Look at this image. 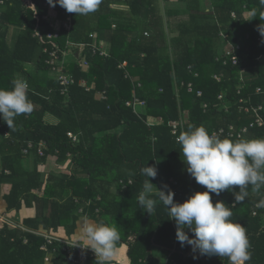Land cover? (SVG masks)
<instances>
[{
	"label": "trees",
	"instance_id": "trees-1",
	"mask_svg": "<svg viewBox=\"0 0 264 264\" xmlns=\"http://www.w3.org/2000/svg\"><path fill=\"white\" fill-rule=\"evenodd\" d=\"M31 1L35 12L28 8L27 1L5 0L0 15V89L11 90L13 80L24 79L33 104L32 112L18 115L11 129L0 119V188L10 185L8 194L2 197L7 211L39 207L35 219L23 221V226L33 231L42 225L51 230L63 227L72 233L79 209L94 220L100 218L109 225L116 222L124 235L119 244L127 242L132 264H165L149 255L147 250L152 247L166 254L174 250L175 264H227L225 257L203 261L198 252L194 259L191 247L181 246L176 239L175 221L168 216L159 194H149L157 201L151 216L138 206L146 179L140 169L156 165L159 160L186 167L181 146L168 127L182 111H187L190 118L183 131L190 125H203L212 134L230 125H248L249 115L241 111L239 99L248 98V106L264 105V94L255 93L257 87L264 88V37L257 30L264 23L260 0H178L187 5L184 13L161 10V3L170 0H99L96 11L87 15L66 11L71 30H62L59 39L53 41L45 39L51 31L47 28L42 38L33 37L39 26H46L41 17L46 14L42 3L47 0ZM113 4L126 6L128 11L111 9ZM62 10L58 5L59 18ZM245 11L255 14L245 21ZM11 26L21 28L12 45L8 38ZM93 32L98 42L108 44L106 58L91 54L88 45L93 42L89 37ZM221 32L228 34V42L240 46L236 66L222 65L227 49ZM169 34L175 35L170 38ZM67 43L87 45L84 58L88 66L83 68L78 61L65 64L64 70L73 75L74 83L63 88L50 75L45 64L47 55L42 50L57 46L61 58L62 52L69 51ZM241 69H245L243 89L239 88ZM214 74L222 76L220 83L213 80ZM82 80L94 87L87 92L80 85ZM189 83L192 92L187 91ZM197 91L202 92L201 97H197ZM100 93L105 99L99 97ZM220 93L233 101L228 113L218 108L216 97ZM133 95L146 102V115L161 117L163 125L147 128L142 120L146 116L126 106ZM203 103L209 106L205 111ZM47 116L55 117L57 123L46 122ZM67 133L76 135L77 141H71ZM242 138H264V130L252 129ZM43 143L47 147L39 156L38 146ZM28 144L33 147L24 155ZM145 148H150L151 155L143 154ZM67 156L71 169L59 168L46 174L39 170L40 165L51 166L52 161L57 165ZM29 161L32 167L26 166ZM55 171L58 175L52 173ZM163 179L150 178V182L157 187ZM167 186L176 193L174 202L181 204L194 193L207 191L193 177L179 192L171 183ZM233 188L239 191L238 186ZM246 190L249 194L239 204L232 191L210 195L214 206L222 201L232 207L231 219L246 229L252 254L246 264H264V210L256 217L251 214L261 197L251 185ZM43 246L46 251L41 250ZM62 247L58 242L47 245L44 238L28 231L7 225L0 229V264H41L46 252L53 254L48 264H65ZM86 261L95 264L91 255Z\"/></svg>",
	"mask_w": 264,
	"mask_h": 264
},
{
	"label": "clouds",
	"instance_id": "clouds-1",
	"mask_svg": "<svg viewBox=\"0 0 264 264\" xmlns=\"http://www.w3.org/2000/svg\"><path fill=\"white\" fill-rule=\"evenodd\" d=\"M47 3L52 7L58 4L68 13L87 15L96 11L99 0H55V3L47 0ZM260 4L264 6V0H260ZM261 20H264V11ZM257 30L264 37V23L258 25ZM28 87L26 80L15 79L11 90L0 89V119L10 129L18 115L30 114L33 110L27 96ZM177 143L181 146L187 173L207 189L194 193L182 204L174 202V193L167 185L157 190L159 200L177 226V241L182 247H191L194 259L198 258L195 255L198 252L199 256L226 257L229 264H246L252 257L246 229L231 219L232 207L222 201H217L214 206L210 194L232 191L235 203L239 204L248 196L246 189L249 185L254 192L264 186V138L221 139L210 134L203 125H190L177 136ZM157 171L155 165L140 169L146 179L138 196V206L149 216L156 210L157 201L149 194L155 187L150 178L155 179ZM233 186H238L239 191ZM256 206L264 207V200ZM74 236L75 247L94 253L95 264H110L117 255L120 233L116 226L100 218H83Z\"/></svg>",
	"mask_w": 264,
	"mask_h": 264
},
{
	"label": "built area",
	"instance_id": "built-area-1",
	"mask_svg": "<svg viewBox=\"0 0 264 264\" xmlns=\"http://www.w3.org/2000/svg\"><path fill=\"white\" fill-rule=\"evenodd\" d=\"M5 0H1L0 1V5L4 4ZM55 3V0H54ZM57 6L58 4H56L55 7L50 6L47 2L44 3V7L47 9V14L41 17V20L44 21L46 23V26H39L36 30L35 33V37H39L42 38V33L43 31L47 29L51 30L48 31L45 34V39L48 41H53V40H57L59 39L60 33L62 30H65L66 32H69L71 30V18L70 15L67 14L66 10H62L60 12L62 18H59L58 16V11H57ZM232 17H234V15H232ZM145 35H147L145 33ZM223 37L225 39H227V35L223 34ZM90 39H92V43L91 45H88L91 51L92 55H100V56H107V54L102 50L100 43H97L96 41V35L95 34H90ZM226 41V40H225ZM67 47L69 50L72 49H78V56H79V62L80 64L86 68L88 66L87 61L84 58V51H85V47H87V45L84 44H71V43H67ZM226 49L227 51L225 52L224 56H223V62L222 65L223 66H228V63H231L232 66H236L238 64V58L236 56V52L240 49L239 45H233L230 42L226 41ZM43 53L47 55V59L45 60V64L49 67V73L52 76H55L56 81H58L59 85L62 86L63 88H67L69 85L74 83L73 80V76L72 74L66 72L64 70V65L65 63V57L71 53L69 51H65L61 53V58L59 57V48L57 46H52L51 50H47L44 49ZM125 66V63L122 65V67ZM245 69H241L240 71V89L245 88V82H244V75ZM213 80L216 83H220L222 80V76L220 74H214L213 75ZM80 85L86 90V91H90L94 85L92 84L91 86L87 85V81L86 80H82L80 81ZM193 88H192V84L189 83L187 85V91L188 92H192ZM239 93V91L237 92ZM256 94H264V88L261 87H257L255 90ZM101 95L99 96L101 99H105V94L104 93H100ZM197 97H201L202 96V92L201 91H197L196 92ZM216 101L219 104L220 111H222L223 113H228L230 107L233 105V101L230 100L229 97H227L226 93H220L217 95L216 97ZM239 105L242 106V110L245 114L249 115L250 118V122L248 123V125L245 126H241L239 128H237L236 126L230 125L227 127V129H223L220 128L217 131H214L212 134L216 135V136H225L226 138H229L230 140H234V139H240L242 138V136L249 132L252 129L255 128H262L264 130V119H263V114H264V105L259 104L256 106H248L249 103V99H239L238 100ZM126 106H130L133 110V112L139 116H141L139 109L140 108H144L146 107V102L140 98H137L135 95H133V99L129 102L126 103ZM202 109L205 111L206 109H208V104L207 103H203L201 105ZM148 125H163V120L161 118L157 119L156 121L152 122V121H148ZM168 127L170 128V133L171 136L175 139V141L177 142V136L180 134L181 131H183V124H182V120H174L168 123ZM67 137L75 142L77 141V137L72 134V133H67ZM33 146L32 144H28L27 148L24 149L23 154L27 155L28 154V150L31 149ZM46 148V145L43 144H39L38 146V155L42 156L43 155V151ZM264 192V186H262L260 188V190L258 191L257 195L261 197V200H264V196L263 193ZM258 203L255 204V206L253 207L251 214L253 217H256L259 213V211L264 210V207H257ZM39 236H41L42 238L45 239V242L47 245H52L54 242H58L61 245H63L62 247V252L64 255V259L65 262L67 264H84L86 262L87 256L88 255H93L94 253L91 250H82L79 247H75V243L69 242L67 240H62L59 239L57 237H54L52 235H43L40 233H35ZM24 243H26V240L24 241ZM41 250L46 251V247L43 246L41 247ZM49 256L48 253L46 254L45 257ZM219 257V256H216ZM226 258V257H225ZM47 261V259H46ZM172 263L175 264L172 260L171 254H169L165 264L167 263ZM227 264H229V261L227 262Z\"/></svg>",
	"mask_w": 264,
	"mask_h": 264
},
{
	"label": "crops",
	"instance_id": "crops-1",
	"mask_svg": "<svg viewBox=\"0 0 264 264\" xmlns=\"http://www.w3.org/2000/svg\"><path fill=\"white\" fill-rule=\"evenodd\" d=\"M24 1H27L28 2L27 3L28 4V8H30L33 12H35L36 9H35V5L33 4V2L31 0H24ZM44 3H46V2H44ZM44 3H42V7L46 10V14H47V9L44 7ZM170 3H172V5H168ZM4 4L3 5H0V15L3 12L2 11L3 10V7L2 6H4ZM160 6H161V10L180 11V12H183V13H184V11L186 10V7H187V5H186L185 2H179L178 0H170V1L166 2V3H161ZM170 6H173V7H170ZM110 8L111 9H114V10L128 11V7L121 6V5H118V4L110 5ZM42 16H44V15H42ZM251 16H252V13L251 12H247V11H245L243 13V15H242V17L244 18L245 21H247ZM9 28L10 29H8V38H9V41H12V39H13L12 43L10 42V45H12L15 42L17 36L19 35L21 28H18V27H15V26H11ZM222 33L225 34V35H227V39H225L223 37ZM91 34H95L96 35V38L95 39L97 41V34L95 32H93ZM174 35L173 34L172 35L169 34L170 38L171 37L173 38ZM33 37H35V35ZM220 38L222 40L224 39L226 41H228V39H229L228 38V34H226L225 32H221L220 33ZM97 43H100L102 50L108 56L109 55L108 44L106 42H104V41H101V42L100 41L99 42L97 41ZM44 49L45 48H43V50ZM69 52H71V53H69L65 57V59H64L65 60V63L66 64H69V63L74 62V61H78L79 62V59L80 58H79L78 53H77L78 52V49H76V50L75 49H72V50H69ZM97 56H99L100 58H106L107 57V56H100V55H97ZM79 64H80V62H79ZM88 86H91V85H88ZM146 107H147V105H146ZM146 107L140 108L139 111H140L141 117L146 116L144 119H142L143 120V123L146 125L147 128L152 129L153 127H156V126L155 125H152V126L151 125H148V121L154 122V121H156L157 119H159L161 117H152V116L146 115V112H147ZM181 115L182 114L180 113V116ZM180 116H179V118H180ZM45 121L48 122V123H51V124L57 123V119L55 117H52V116H47L45 118ZM158 126H161V125H158ZM150 140L153 142L155 140V138L152 136L150 138ZM142 152H143V150H142ZM65 161H71L70 160V157L67 156V159ZM50 164H53V165L47 166V167H45V166L43 167L42 165H40L39 166V170L43 171V174L44 173L46 174V172L49 171V170H57L59 168L62 169V167L59 166L60 163H57V165H54L55 163H53V161H52ZM155 164L158 167L157 170L159 171V173L157 171L156 179L158 180L160 178V176L161 177L163 176L164 179L163 180H160V183L158 184L157 187L155 186L157 189L155 187H153V191L150 193L151 195L152 194L153 195L154 194H158V191L157 190H162V185H166V184L169 185L170 183H171V186H172L173 190L175 189L176 191L178 190V192H179V190H183L184 187L191 181V177L187 173L186 167H183V166L182 167H178L177 165H175L173 163V161H170V160L164 161V162H162L160 164L158 162H156ZM26 166L32 167V162L31 161L26 162ZM71 168L72 167H70V168H63V169L69 170ZM52 173L54 175H58L59 172L58 171H55V172H52ZM9 190H10V185H2L1 188H0V191H1L0 192V229L4 225H7L10 229H13V230L19 229V230H22V231L31 232L32 234L33 233L34 234L35 233H40V234H43V235H52V236L57 237L59 239L67 240V241L72 242V243H76L74 233L77 230L78 224L83 220V218H86L87 217V218L93 219L87 213L84 214L83 211H82V209H79L78 212H77L78 219H77V222H76V226H75V229L71 230V231H73L72 233H67L65 231V228H63V227H60V228H58L56 230H54V229L51 230L50 228H48V229H50V230H48V229L44 228V226H42V225H39L37 231L28 230L27 228H25L23 226V221L25 219H35L36 216H37V214H39V212H40V208L37 207V206H35V205H33L32 208H26L25 206H22V208L18 212H16V211H7V209H6L7 208V205H6L5 201L2 199V197L4 195L8 194ZM174 194H176V193H174ZM39 196H42V192L39 193ZM99 200H100V197H97L96 198V201H99ZM88 204H90V203H88ZM99 210L100 209H97L96 212H98ZM113 225L117 227V223L116 222H113ZM117 229L120 230V228H118V227H117ZM119 233H120V239L124 238V235H122L120 231H119ZM130 240H132V238H130ZM26 243H27V241H26ZM117 248H118L117 255L113 258V260L110 262V264H132V261H131L129 255H128L129 247L127 245V242H122L120 244L118 243ZM161 250H159V251H161ZM147 252L149 253L150 256L153 257V251H152V249H148ZM173 252H174V250H172L170 252L167 251V254H166L167 256L166 257L168 258L169 254H171V257H172V253ZM161 253H163V252L161 251ZM46 254H47V252H46ZM46 254H45V256H46ZM52 255H49L47 257L44 256L41 264H48V263H50V261H52V259H53L52 258ZM198 255H199V253H198ZM92 257L95 258V255L93 254L91 256V258ZM184 257L185 258H188L189 257V254H186ZM199 257H201V259L203 261H213L215 259H218V257H216V256H205V257L204 256H199ZM167 258H166V260H167ZM46 259H47V261H46ZM166 260H164V261L166 262ZM164 261H162V262H164ZM65 264H67V263L65 262Z\"/></svg>",
	"mask_w": 264,
	"mask_h": 264
},
{
	"label": "rangeland",
	"instance_id": "rangeland-1",
	"mask_svg": "<svg viewBox=\"0 0 264 264\" xmlns=\"http://www.w3.org/2000/svg\"><path fill=\"white\" fill-rule=\"evenodd\" d=\"M168 5H172V3H170ZM170 7H173V6H170ZM12 41H13V39H12ZM12 41H10V42L12 43ZM181 114L182 115L180 116L179 120H182L183 127H185V125L190 123L189 113L187 111H184V112L182 111ZM143 154L151 155L150 148H145V151H143ZM162 162H164V161L163 160H159L158 161L159 164L162 163ZM59 166L62 167V168H70V167H72V163H71V161H63V162H61L59 164ZM155 167L158 168L156 165H155ZM183 167H185V166H183ZM158 173H159V171H158ZM226 191H228V193H229V190H226ZM151 249L153 251V255L155 257H158L160 262L166 260V258H167L166 257L167 256L166 253H164V252L161 253V251H159V250H157V249H155L153 247Z\"/></svg>",
	"mask_w": 264,
	"mask_h": 264
}]
</instances>
